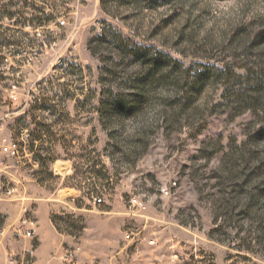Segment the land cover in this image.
I'll use <instances>...</instances> for the list:
<instances>
[{
  "label": "rangeland",
  "instance_id": "1",
  "mask_svg": "<svg viewBox=\"0 0 264 264\" xmlns=\"http://www.w3.org/2000/svg\"><path fill=\"white\" fill-rule=\"evenodd\" d=\"M0 35L2 157L61 204L37 264H264V0H0Z\"/></svg>",
  "mask_w": 264,
  "mask_h": 264
},
{
  "label": "crops",
  "instance_id": "2",
  "mask_svg": "<svg viewBox=\"0 0 264 264\" xmlns=\"http://www.w3.org/2000/svg\"><path fill=\"white\" fill-rule=\"evenodd\" d=\"M4 152L0 151V230H3L0 235V264L8 263L10 258L8 256L17 255L16 257L27 258L32 264H37L34 259L37 255V250H31L28 248L31 244L32 239H36L41 243H46L47 237H54L60 234L57 224L53 222V214L61 212V204H53L50 206L47 204V199L44 201L34 197L37 191L44 190V186L32 176L28 177L26 181L24 178V172L21 166V157L18 161L9 162L6 161L2 156ZM58 164V163H57ZM60 167L65 172L63 175L65 178H69L73 175L74 169L71 163L68 161H60ZM54 175L56 174L53 171ZM61 175V174H59ZM13 185L14 191L9 193V185ZM61 197L64 196L67 205H70L73 213L76 210L83 211V207H79L75 203V199L79 195V189L74 186H65L60 190ZM34 207V218H35V232L33 237L18 236L19 239L13 237L11 227L14 224L20 222L25 214V211L32 210ZM16 240H15V239ZM22 240V241H21ZM21 242L24 243V248L31 253L30 257L27 256L26 250L22 253L19 251V247L16 245ZM16 251V252H15ZM55 258L56 253L50 257ZM37 257V256H36ZM61 259V257H59ZM11 263V262H10ZM50 263V262H49ZM58 262H55L57 264ZM48 264V262L46 263ZM52 264V263H51Z\"/></svg>",
  "mask_w": 264,
  "mask_h": 264
},
{
  "label": "built area",
  "instance_id": "3",
  "mask_svg": "<svg viewBox=\"0 0 264 264\" xmlns=\"http://www.w3.org/2000/svg\"><path fill=\"white\" fill-rule=\"evenodd\" d=\"M4 151H7L13 156H16L19 153V147L18 144L14 142H10L8 145H6L4 148ZM173 186H176V182L173 183ZM14 189H10L9 192H13ZM166 194L170 193V190L165 191ZM95 203H101L102 198L101 197H95L94 198ZM35 224L36 222L30 218L23 217L20 222L12 227V233L14 236H26V237H33L35 232ZM131 233L127 234V238H131ZM78 249L77 248H69L67 249L64 254L62 255V260L65 262H72L76 258V253ZM11 264H32L29 259L27 258H17L16 256H13L11 258ZM51 264V263H48Z\"/></svg>",
  "mask_w": 264,
  "mask_h": 264
},
{
  "label": "trees",
  "instance_id": "4",
  "mask_svg": "<svg viewBox=\"0 0 264 264\" xmlns=\"http://www.w3.org/2000/svg\"><path fill=\"white\" fill-rule=\"evenodd\" d=\"M0 44L1 45H4V46H9V45H11L12 44V42H10L9 40H7L6 38L4 39V37H2V35H0ZM34 144L33 145H31V149L32 150H34ZM39 158H42V156H39ZM44 160H47L48 158H43ZM53 222L55 223V224H57L56 223V218L55 217H53Z\"/></svg>",
  "mask_w": 264,
  "mask_h": 264
}]
</instances>
